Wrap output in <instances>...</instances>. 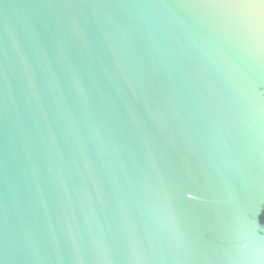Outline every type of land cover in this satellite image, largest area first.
I'll return each instance as SVG.
<instances>
[{
	"label": "water",
	"instance_id": "water-1",
	"mask_svg": "<svg viewBox=\"0 0 264 264\" xmlns=\"http://www.w3.org/2000/svg\"><path fill=\"white\" fill-rule=\"evenodd\" d=\"M0 264H264V47L193 0H0Z\"/></svg>",
	"mask_w": 264,
	"mask_h": 264
},
{
	"label": "snow or ice",
	"instance_id": "snow-or-ice-1",
	"mask_svg": "<svg viewBox=\"0 0 264 264\" xmlns=\"http://www.w3.org/2000/svg\"><path fill=\"white\" fill-rule=\"evenodd\" d=\"M212 10L225 28L250 35L257 32L264 47V0H193Z\"/></svg>",
	"mask_w": 264,
	"mask_h": 264
}]
</instances>
